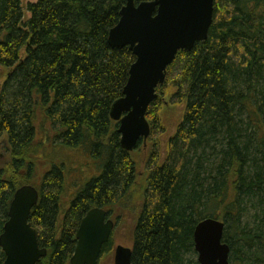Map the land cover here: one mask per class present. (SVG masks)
<instances>
[{
  "label": "trees",
  "instance_id": "1",
  "mask_svg": "<svg viewBox=\"0 0 264 264\" xmlns=\"http://www.w3.org/2000/svg\"><path fill=\"white\" fill-rule=\"evenodd\" d=\"M125 3L37 0L24 18L22 0H0V147L8 153L0 166V234L14 191L34 186L29 221L47 250L37 264H69L81 218L93 207L111 213L106 207L134 182L135 164L109 117L135 60L128 46L108 44ZM172 72L171 99L184 111L162 163L157 150L150 154L131 262L198 264L190 259L193 230L210 217L225 224L231 264H264V0H215L206 40L177 52L157 96ZM156 104L146 112L153 128ZM60 150L98 171L63 211L59 192L70 163ZM41 158L50 166L36 182Z\"/></svg>",
  "mask_w": 264,
  "mask_h": 264
},
{
  "label": "water",
  "instance_id": "2",
  "mask_svg": "<svg viewBox=\"0 0 264 264\" xmlns=\"http://www.w3.org/2000/svg\"><path fill=\"white\" fill-rule=\"evenodd\" d=\"M215 0H126L119 20L108 33L112 49L128 46L135 56L122 97L113 102L109 117L116 122L120 147L131 152L150 132L146 119L156 88L165 81L166 70L180 50L189 51L206 40L213 20ZM38 202L32 185L17 188L10 201L7 220L0 234L4 253L1 264H37L47 255L40 247L29 215ZM103 208H90L75 233L76 244L69 264H98L102 246L110 239L112 220L105 221ZM224 222L204 218L193 230L198 264H230V248L223 241ZM132 249L117 245L113 264H132Z\"/></svg>",
  "mask_w": 264,
  "mask_h": 264
},
{
  "label": "rangeland",
  "instance_id": "3",
  "mask_svg": "<svg viewBox=\"0 0 264 264\" xmlns=\"http://www.w3.org/2000/svg\"><path fill=\"white\" fill-rule=\"evenodd\" d=\"M36 1L37 0H22L24 18L30 17V14L26 10V5L29 2L34 3ZM174 78L175 74L173 72L170 73L169 77L167 78L169 79L167 83V85H169L168 88L164 89L165 91L163 94H158L157 98L155 99L157 104L153 105L152 109H150L153 110V113L156 116V121L158 124L157 127H150L148 137L144 141L140 140L136 148L129 152L131 159L135 164V179L133 180V184L128 189V191H126L116 200V203H114L112 207H106V209L111 210V217L115 224L110 237L111 249L102 254V256L99 258L98 264H113L114 249L117 245L131 248L133 227L139 213L140 205L142 203L145 179L151 168L149 161L150 154L151 152L157 150V165L162 163L167 152L168 139L175 131L184 111L183 103H177L175 100L171 99V93L173 92L174 88L171 87L170 84ZM4 79L5 72L2 68H0V85ZM151 118L152 117L150 116L148 117L149 121ZM155 146L157 149H155ZM69 153L61 150L56 153L59 157L66 158L70 163L65 169L64 182L61 183L62 186L60 185L59 204L61 211L68 207L79 186L87 181L90 177L96 176L98 174V171L92 167L90 162L87 161V165L83 168L80 163H78L79 160L73 155L75 153ZM5 159H8V153L0 147V166ZM49 166L50 163H44L42 158L38 159L36 168L39 171L36 176V182L39 181L43 172L47 170ZM61 219L62 214L60 213L59 221ZM196 258V253L190 255V259L197 261Z\"/></svg>",
  "mask_w": 264,
  "mask_h": 264
},
{
  "label": "flooded vegetation",
  "instance_id": "4",
  "mask_svg": "<svg viewBox=\"0 0 264 264\" xmlns=\"http://www.w3.org/2000/svg\"><path fill=\"white\" fill-rule=\"evenodd\" d=\"M104 210H105V209H104ZM105 211L107 212L106 217H105V221L108 220V219H110V220H112L113 223L115 224L114 220H113L112 217H111V213H110L108 210H105ZM110 237H111V236H110ZM98 262H99V260H98Z\"/></svg>",
  "mask_w": 264,
  "mask_h": 264
}]
</instances>
